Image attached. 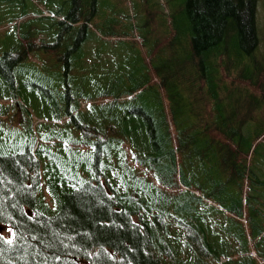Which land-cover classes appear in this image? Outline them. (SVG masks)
I'll use <instances>...</instances> for the list:
<instances>
[{
  "label": "trees",
  "instance_id": "16d2710c",
  "mask_svg": "<svg viewBox=\"0 0 264 264\" xmlns=\"http://www.w3.org/2000/svg\"><path fill=\"white\" fill-rule=\"evenodd\" d=\"M39 1L0 0L22 12L0 46V264H264L259 0H169L164 45L98 24L101 0Z\"/></svg>",
  "mask_w": 264,
  "mask_h": 264
},
{
  "label": "rangeland",
  "instance_id": "374dc122",
  "mask_svg": "<svg viewBox=\"0 0 264 264\" xmlns=\"http://www.w3.org/2000/svg\"><path fill=\"white\" fill-rule=\"evenodd\" d=\"M27 1L29 3V6L33 8V3L30 2V0ZM168 1L169 0H101L99 1L98 4L99 15L96 16V20L98 24L100 23L102 24L103 20L105 21V23H107L111 17H115V18L118 17L122 20V24L125 25L126 23L130 24V28H129L130 30L128 31L132 33L133 36L136 37L139 36V38L143 37L144 35L147 36L145 38V41L148 42V45H151L150 40L161 42L164 45L166 44L167 38L172 30V26L169 21V16L167 15V13L169 14L171 11V6H168L169 4H167ZM34 4H35V8H39L41 10L40 12H43V8L47 9L44 6V4L39 0H34ZM103 5H106V7L102 9ZM174 7L179 8L180 3L178 2L177 4L174 5ZM47 12L50 11H44L43 14L47 15ZM21 14L22 12L18 10H14L12 12L5 11V9L3 8V4L0 2V46H2L3 49L6 47V44L8 43L9 35H12L17 30L16 27H12L10 26V24H12V22L14 21H17L18 16ZM43 14L36 13L33 12V10L28 9V14L22 17L21 19H19L18 25H20L21 28L28 27L30 23L32 24L34 23L33 18L44 16ZM257 15H258L257 17L258 24H260L259 36L261 37V42L256 57L258 56V58L262 61V65H264V0H259L258 2ZM145 20H149V28L144 26ZM21 21L23 22L20 23ZM112 26L114 27L115 24H113ZM115 28H116L115 30H123L120 29V27H115ZM55 34L53 35L52 42H57L58 40L57 39L58 36ZM122 39L128 42L116 44V49L128 47L129 49L128 57L131 60H133L136 57V53H137L136 51L138 49L136 44L141 42L132 38V36L130 35L123 36ZM106 40H108L110 45L114 44V42L116 41L114 38H110V37L106 38ZM98 44H99L98 40H94L90 42L89 49L92 52H94ZM54 49L55 48L52 47V50ZM260 50L261 52H259ZM41 52L43 55H46L49 52V50L43 48ZM167 53H169V51H167ZM235 92H240V91L235 90ZM9 97H10L9 91L4 89L3 85L0 84V102L5 104L9 103L10 101H12ZM35 100L36 98L33 97L31 93L26 91V94L22 98V103L25 106L33 109L35 107ZM82 107L83 108L86 107L85 103L82 104ZM259 107H264V101L261 103ZM38 108L39 109L34 112L37 121H41L40 120L41 116H46V115L49 116L51 114L50 109H45L40 105ZM9 116L15 117L13 120H10L12 123H14L15 125L20 124L19 119L22 116L20 110L14 109L11 106V109L9 110ZM2 118L9 121L6 117H2ZM260 148L264 149V144ZM2 232L6 235H9L8 231L5 228L2 230ZM249 240L251 241L250 238ZM256 251H257L256 245L253 243L250 244L247 250H245L243 253L245 258L252 259L251 255L255 254Z\"/></svg>",
  "mask_w": 264,
  "mask_h": 264
},
{
  "label": "snow or ice",
  "instance_id": "6c2138e0",
  "mask_svg": "<svg viewBox=\"0 0 264 264\" xmlns=\"http://www.w3.org/2000/svg\"><path fill=\"white\" fill-rule=\"evenodd\" d=\"M9 232H12L13 236H15V233L12 231V229H8ZM0 240H3V236H0ZM8 243H11L9 240Z\"/></svg>",
  "mask_w": 264,
  "mask_h": 264
}]
</instances>
